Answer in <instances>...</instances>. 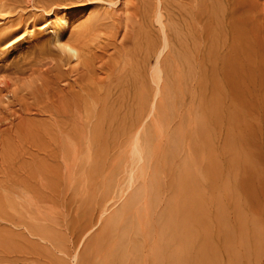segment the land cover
Instances as JSON below:
<instances>
[{
	"label": "rangeland",
	"instance_id": "rangeland-1",
	"mask_svg": "<svg viewBox=\"0 0 264 264\" xmlns=\"http://www.w3.org/2000/svg\"><path fill=\"white\" fill-rule=\"evenodd\" d=\"M0 264H264V0H0Z\"/></svg>",
	"mask_w": 264,
	"mask_h": 264
},
{
	"label": "bare ground",
	"instance_id": "bare-ground-1",
	"mask_svg": "<svg viewBox=\"0 0 264 264\" xmlns=\"http://www.w3.org/2000/svg\"><path fill=\"white\" fill-rule=\"evenodd\" d=\"M54 29H53V32L56 33V40L57 42H59V33H61V29L64 28L65 26H68L69 25V17L66 15V14H61L59 15L58 17H56L54 19ZM74 39V38H72ZM74 41H70V42H63L62 44V49L63 51L62 52H67L68 53V58H80L79 56H81L80 54V51H81V48L79 46V43L77 44L76 42L73 43ZM62 43V41H61ZM76 60V59H75Z\"/></svg>",
	"mask_w": 264,
	"mask_h": 264
}]
</instances>
